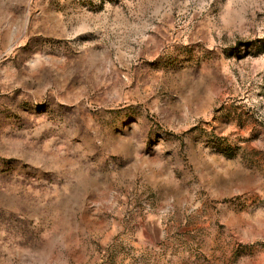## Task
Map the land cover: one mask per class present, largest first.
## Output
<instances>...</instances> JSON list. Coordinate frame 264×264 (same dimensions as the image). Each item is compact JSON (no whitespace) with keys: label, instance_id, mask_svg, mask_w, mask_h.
Returning a JSON list of instances; mask_svg holds the SVG:
<instances>
[{"label":"rangeland","instance_id":"1","mask_svg":"<svg viewBox=\"0 0 264 264\" xmlns=\"http://www.w3.org/2000/svg\"><path fill=\"white\" fill-rule=\"evenodd\" d=\"M0 264H264V0H0Z\"/></svg>","mask_w":264,"mask_h":264}]
</instances>
